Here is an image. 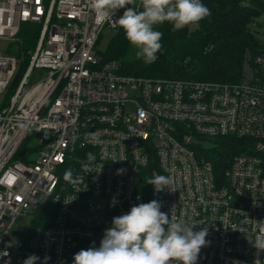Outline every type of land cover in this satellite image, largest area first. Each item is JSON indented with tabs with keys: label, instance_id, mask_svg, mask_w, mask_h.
I'll return each instance as SVG.
<instances>
[{
	"label": "built area",
	"instance_id": "obj_1",
	"mask_svg": "<svg viewBox=\"0 0 264 264\" xmlns=\"http://www.w3.org/2000/svg\"><path fill=\"white\" fill-rule=\"evenodd\" d=\"M28 23L40 35L0 111V264L30 255L73 264L114 217L152 200L193 231L207 228L196 264H264L253 245L264 233V47L246 54L236 83L137 77L103 60L104 30L120 27L98 23L90 0H0V39L16 41ZM20 65L0 52L1 94ZM222 137L244 143L221 173L208 154ZM89 152L96 159L84 169ZM69 169L84 183L66 182ZM154 175L171 188L156 192L146 183ZM41 209L46 228L14 241L18 217Z\"/></svg>",
	"mask_w": 264,
	"mask_h": 264
},
{
	"label": "clouds",
	"instance_id": "obj_2",
	"mask_svg": "<svg viewBox=\"0 0 264 264\" xmlns=\"http://www.w3.org/2000/svg\"><path fill=\"white\" fill-rule=\"evenodd\" d=\"M135 3L136 0H90V7L98 23L112 22L123 29L126 39L137 50V57L146 64L157 59L156 54L162 47L163 34L154 30L155 25L170 22L172 30L177 31L198 26L211 14L201 0H140L142 10L129 7ZM120 9L125 11L114 19ZM88 135L96 138V133ZM95 159L93 153H87L83 168L88 169ZM64 180L73 186L84 183L83 177L73 176L71 169L65 172ZM146 183L153 185L156 192L171 188L170 178L164 175H154ZM160 209V202L152 200L114 217L100 246L81 249L74 255L73 264H196L206 244L207 228L193 231L197 224L172 220ZM253 245L264 251V233L256 236ZM39 259L30 255L24 264H37Z\"/></svg>",
	"mask_w": 264,
	"mask_h": 264
},
{
	"label": "trees",
	"instance_id": "obj_3",
	"mask_svg": "<svg viewBox=\"0 0 264 264\" xmlns=\"http://www.w3.org/2000/svg\"><path fill=\"white\" fill-rule=\"evenodd\" d=\"M201 2L209 8L211 14L201 20L198 26H186L177 31L172 30L170 22L154 26V30L163 35L160 41L162 47L153 63L146 64L142 58L137 57V50L128 42L121 28L114 32L106 50L99 51L103 60H118L122 74L137 77L220 83L240 81L246 54H256L263 49L255 39L250 25L264 15V0ZM39 35V24L21 26L16 40L19 45L16 55L21 60V67L8 90L9 94L28 67L30 54L35 49ZM243 143V139L222 137L211 145L208 156L219 172L224 171L226 163L240 151ZM25 149L26 143L16 158L23 159ZM42 224L48 222L45 220Z\"/></svg>",
	"mask_w": 264,
	"mask_h": 264
},
{
	"label": "rangeland",
	"instance_id": "obj_4",
	"mask_svg": "<svg viewBox=\"0 0 264 264\" xmlns=\"http://www.w3.org/2000/svg\"><path fill=\"white\" fill-rule=\"evenodd\" d=\"M250 29L251 31L254 32L255 39L257 40L258 44L264 47V15L258 17L257 22H252L250 25ZM113 35H114L113 31L104 30L101 37L102 40H100L97 46V49L100 52H104L106 50L108 43ZM18 47L19 45L16 43V41L11 42L8 40L0 39V52L5 57H15L17 59L16 54L18 53ZM12 93L11 94H9V92H6L5 94L0 93V111H2L1 109L3 108L4 105L9 103ZM38 143L39 142H37V139L34 138L30 142L29 147L36 148ZM32 157L35 158L36 154L35 153L34 155L32 154ZM43 218H44V214L42 209L37 212H31L30 214L19 216L14 226V231L16 233L14 241H18L22 239V237H26L30 234H33L36 231L37 226H41ZM46 225L47 224H43L42 226L46 228ZM40 233H41V227L37 232L36 239L33 240L34 246L37 245Z\"/></svg>",
	"mask_w": 264,
	"mask_h": 264
}]
</instances>
